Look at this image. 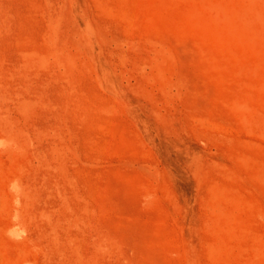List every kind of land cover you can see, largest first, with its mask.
I'll use <instances>...</instances> for the list:
<instances>
[{
    "label": "rangeland",
    "instance_id": "1",
    "mask_svg": "<svg viewBox=\"0 0 264 264\" xmlns=\"http://www.w3.org/2000/svg\"><path fill=\"white\" fill-rule=\"evenodd\" d=\"M2 112L0 264H264V0H0Z\"/></svg>",
    "mask_w": 264,
    "mask_h": 264
},
{
    "label": "bare ground",
    "instance_id": "2",
    "mask_svg": "<svg viewBox=\"0 0 264 264\" xmlns=\"http://www.w3.org/2000/svg\"><path fill=\"white\" fill-rule=\"evenodd\" d=\"M3 100H1V102H2ZM17 102V101H16ZM28 104H29V101L28 100H24V101H22V106L24 107V108H26L27 106H28ZM3 108V107H2ZM1 108V109H2ZM6 113V112H5ZM0 114H3V112L2 113H0ZM5 115V114H4ZM3 115V116H4ZM1 118V117H0ZM3 118V117H2ZM5 118V117H4ZM6 118H8V117H6ZM9 119V118H8ZM8 119H6V120H8ZM9 121V120H8ZM2 129V128H1ZM15 136H16V134L13 132V130L11 129V128H5V130H2V131H0V138L2 139H5V140H10L11 141V139H15ZM10 141H8L9 143H10ZM13 148H16L15 146L13 147ZM9 150V149H8ZM14 180H16L15 178H13ZM16 181H18V179L16 180Z\"/></svg>",
    "mask_w": 264,
    "mask_h": 264
}]
</instances>
